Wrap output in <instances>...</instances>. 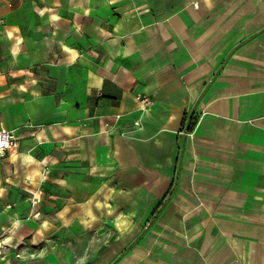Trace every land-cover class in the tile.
Instances as JSON below:
<instances>
[{
    "label": "crops",
    "instance_id": "crops-1",
    "mask_svg": "<svg viewBox=\"0 0 264 264\" xmlns=\"http://www.w3.org/2000/svg\"><path fill=\"white\" fill-rule=\"evenodd\" d=\"M0 57V264H264V0H0Z\"/></svg>",
    "mask_w": 264,
    "mask_h": 264
},
{
    "label": "built area",
    "instance_id": "built-area-1",
    "mask_svg": "<svg viewBox=\"0 0 264 264\" xmlns=\"http://www.w3.org/2000/svg\"><path fill=\"white\" fill-rule=\"evenodd\" d=\"M143 95H138L137 99L141 101V103H144L147 101L146 97H142ZM187 135L191 136L192 132L187 131ZM18 144L17 137L14 135L13 131L1 128L0 129V153H4V151L11 149L13 147H16Z\"/></svg>",
    "mask_w": 264,
    "mask_h": 264
},
{
    "label": "rangeland",
    "instance_id": "rangeland-1",
    "mask_svg": "<svg viewBox=\"0 0 264 264\" xmlns=\"http://www.w3.org/2000/svg\"><path fill=\"white\" fill-rule=\"evenodd\" d=\"M31 45H32V43H31ZM28 53H31V55H28L27 57H23V59L27 62V63H38L37 61L39 60V58L38 57H36V56H34V54H33V49L31 48V47H29V49H28ZM4 58L3 57H0V61H2ZM43 115H44V112H43ZM44 117V116H43ZM0 118H1V116H0ZM95 122V121H94ZM75 143H76V141H75ZM7 151H9V149L8 150H6V151H4V153H0V165H1V159L3 158V156H5V154L7 153ZM46 203H49V201H47Z\"/></svg>",
    "mask_w": 264,
    "mask_h": 264
}]
</instances>
